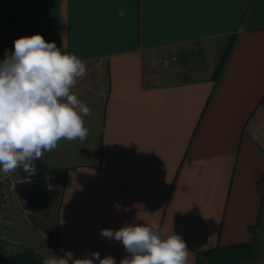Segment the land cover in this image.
<instances>
[{
    "label": "crops",
    "instance_id": "crops-1",
    "mask_svg": "<svg viewBox=\"0 0 264 264\" xmlns=\"http://www.w3.org/2000/svg\"><path fill=\"white\" fill-rule=\"evenodd\" d=\"M35 33L86 64L70 91L91 110L82 116L88 135L60 140L44 190L0 171V180H22L0 202L1 240L72 260L99 252L116 264L131 254L101 229L133 221L180 235L189 264L217 245L255 243L264 217V0H0V41ZM198 49L205 66L191 55ZM176 51L190 58L185 78L152 72Z\"/></svg>",
    "mask_w": 264,
    "mask_h": 264
},
{
    "label": "clouds",
    "instance_id": "clouds-1",
    "mask_svg": "<svg viewBox=\"0 0 264 264\" xmlns=\"http://www.w3.org/2000/svg\"><path fill=\"white\" fill-rule=\"evenodd\" d=\"M86 75V64L75 54L58 48L35 33L13 41V50L0 60V171L23 168L36 173L34 161L54 150L61 139L84 141L88 129L82 116L91 110L70 90ZM15 187V185H14ZM117 207H119L117 205ZM100 235L122 242L130 257L119 264H189L185 241L156 221L125 224L118 230L101 229ZM116 264L112 256L72 260L66 252L53 253L42 264Z\"/></svg>",
    "mask_w": 264,
    "mask_h": 264
},
{
    "label": "rangeland",
    "instance_id": "rangeland-1",
    "mask_svg": "<svg viewBox=\"0 0 264 264\" xmlns=\"http://www.w3.org/2000/svg\"><path fill=\"white\" fill-rule=\"evenodd\" d=\"M178 54H179L178 51H176L175 54H172V52L162 53L160 58L157 59L156 68H154L152 72H155V71L164 72L165 71L167 73L168 72L171 73L172 77H167V79H164V80H168V79L180 80L183 77L185 78V75L186 74L188 75V72H190V70L188 69L190 58L189 57L183 58V57L178 56ZM191 55L194 57V59H196V62L198 63L201 62L203 66L207 65L210 60L208 57H205L204 52L201 49H198L197 53H192ZM59 147H60V141L58 142V145L54 150L50 152H44L42 155V159L34 161L35 168H36L35 174L29 176L27 173H25L22 167L18 168L17 171L10 172V173L12 175L19 176L23 179L25 178L24 182L35 184L37 186H40L42 190H44L46 188L45 183H46L48 176L50 175L52 171L55 172L53 168L54 164L52 160L54 159V157L60 156V154L57 153L59 151ZM61 158L60 160L64 161V159H61ZM255 227L257 229V232L255 235L256 241L254 243L255 252H254V256L252 257V260L257 259V261L260 264H264V217L260 219V221L256 224ZM25 249L26 248L19 247V246H12L8 244L7 242H4L3 240L0 239V255H8L14 252L23 251ZM29 251L32 252L36 256V259L38 260L36 264H42V262L45 259L52 256L51 254L43 253L42 251L34 252L31 249H29ZM206 262L207 264L213 263L210 261H206Z\"/></svg>",
    "mask_w": 264,
    "mask_h": 264
},
{
    "label": "trees",
    "instance_id": "trees-1",
    "mask_svg": "<svg viewBox=\"0 0 264 264\" xmlns=\"http://www.w3.org/2000/svg\"><path fill=\"white\" fill-rule=\"evenodd\" d=\"M234 41V36L230 39L226 49L223 52V58L217 65L216 79L223 69L226 57ZM254 242H238L229 245H217L212 249L205 250L197 257V264H245L246 261L252 260L254 256ZM36 256L25 249L20 252H14L8 255H0V264H36Z\"/></svg>",
    "mask_w": 264,
    "mask_h": 264
},
{
    "label": "built area",
    "instance_id": "built-area-1",
    "mask_svg": "<svg viewBox=\"0 0 264 264\" xmlns=\"http://www.w3.org/2000/svg\"><path fill=\"white\" fill-rule=\"evenodd\" d=\"M13 50V42L9 40L0 41V60L4 59L5 51ZM15 185V187H14ZM22 188V180L19 177L7 176L0 180V202L5 201L12 193H19Z\"/></svg>",
    "mask_w": 264,
    "mask_h": 264
}]
</instances>
